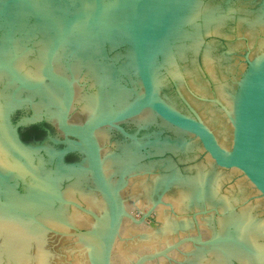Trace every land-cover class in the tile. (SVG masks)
<instances>
[{
    "label": "water",
    "instance_id": "water-1",
    "mask_svg": "<svg viewBox=\"0 0 264 264\" xmlns=\"http://www.w3.org/2000/svg\"><path fill=\"white\" fill-rule=\"evenodd\" d=\"M178 264H264V0H64Z\"/></svg>",
    "mask_w": 264,
    "mask_h": 264
}]
</instances>
